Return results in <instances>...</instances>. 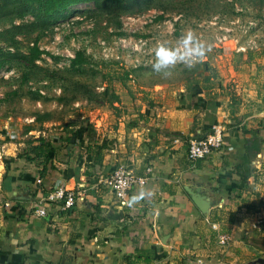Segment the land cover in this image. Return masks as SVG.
Here are the masks:
<instances>
[{
	"label": "crops",
	"instance_id": "obj_1",
	"mask_svg": "<svg viewBox=\"0 0 264 264\" xmlns=\"http://www.w3.org/2000/svg\"><path fill=\"white\" fill-rule=\"evenodd\" d=\"M223 51L230 56L190 66L200 69L184 76L153 69L119 82L125 85L115 91L119 112L95 106L68 124L72 134L65 136L63 127L56 138L48 133L54 152L42 174L41 157L28 161L6 150L13 167L0 191V264H63L64 257L69 264H123L126 255L137 254L136 264H146L142 251L155 253L148 264H234L239 250L231 245L257 227L247 186L252 165L264 170V153L257 159L264 150V62L256 51L249 50L247 61L243 51ZM217 122L225 125L222 148L190 162L188 142L205 137ZM119 166L136 174L152 170L125 202L116 201L105 184ZM196 182L218 200L208 215L184 189ZM61 183L83 190L70 210L51 203L45 216H36L38 201L8 196L28 187L40 197L41 188ZM225 233L232 239L221 250L218 236Z\"/></svg>",
	"mask_w": 264,
	"mask_h": 264
},
{
	"label": "rangeland",
	"instance_id": "obj_2",
	"mask_svg": "<svg viewBox=\"0 0 264 264\" xmlns=\"http://www.w3.org/2000/svg\"><path fill=\"white\" fill-rule=\"evenodd\" d=\"M3 6L0 0V49L16 57L0 70V191L8 180L6 172L13 167L6 150L23 156L38 137L48 140L51 131L52 138L58 136L60 127L65 136L72 134L68 124L101 106L107 69L128 68L133 70L131 79L137 80L153 70L158 43L177 48L181 37L191 31L205 48L197 66L226 58L230 55L224 49L237 52L239 47L260 53L257 58L264 62V0H91L40 21L30 14H4ZM34 43L47 53L29 64L24 58ZM77 50L87 62L72 67L70 59ZM189 67L178 62L164 71L176 78L200 69ZM124 86L116 80L111 83L114 92L121 93ZM119 108L120 102L115 112ZM92 119L82 121L89 124ZM258 152L261 162L264 150ZM262 169L252 165V183L247 186L257 208L251 222L257 227L243 231L236 237L241 242L231 245L239 250L234 264L264 259Z\"/></svg>",
	"mask_w": 264,
	"mask_h": 264
},
{
	"label": "trees",
	"instance_id": "obj_3",
	"mask_svg": "<svg viewBox=\"0 0 264 264\" xmlns=\"http://www.w3.org/2000/svg\"><path fill=\"white\" fill-rule=\"evenodd\" d=\"M91 0H3L4 6L2 13H10L17 15L18 17H23L26 14H30L34 16L37 21L44 20L52 17L54 14L59 13V11L65 9L66 7L78 4L81 2H87ZM9 7V8H8ZM10 11V12H9ZM122 33H120L121 35ZM44 50L39 49V47L34 43L29 48V54L27 60L24 58L26 62L29 64L34 63L42 54H46ZM251 52L249 50H244L241 52L242 58L247 61L250 60ZM15 54L10 50H1L0 49V70L8 63L12 62L15 59ZM87 62V58L84 56V53L80 50L74 52V56L70 59V66L76 67L78 65H82ZM34 65V64H33ZM133 70L122 69L121 71L116 68H108L107 75V83L102 92L103 102L100 105H108L111 108L115 109V104L120 102L118 95L111 88V83L113 80L118 82H123L132 78ZM53 153L54 149L51 146L50 142L45 140L43 137H38L36 143L31 145L30 148L27 149L25 154V159L28 161H32L35 158L41 157L42 160H38V164H42L43 168L39 171V174H42L46 169V164L50 160L51 156L49 153ZM29 153L34 155V157L30 156ZM21 157V155H18ZM241 180H246V175L243 174L241 176ZM139 252V251H138ZM144 256V262L148 264L151 260H154L156 257L153 251L150 252H141ZM139 255L133 256H125V263L123 264H136V259H138ZM133 257V258H132Z\"/></svg>",
	"mask_w": 264,
	"mask_h": 264
},
{
	"label": "built area",
	"instance_id": "obj_4",
	"mask_svg": "<svg viewBox=\"0 0 264 264\" xmlns=\"http://www.w3.org/2000/svg\"><path fill=\"white\" fill-rule=\"evenodd\" d=\"M178 47H181L179 45ZM244 51L245 47L237 48V51ZM203 56L195 57L191 61L192 65L203 61ZM225 125L217 122L212 125L211 132L201 139H192L188 142L186 156L190 162H195L198 159L210 155L214 151L222 148L224 140ZM152 174L150 167L145 168L142 174H136L127 169L125 166H119L112 171L106 178L105 184L113 194V197L118 202H125L129 198V193L135 187H144ZM40 180H37L39 183ZM41 196L38 201V206L34 209L36 216H45L46 207L48 204L57 203L61 204L64 210L74 208L76 203L84 195L82 189L67 188L64 184H58L50 189L40 190ZM229 234H220L218 236L219 245H227L231 241Z\"/></svg>",
	"mask_w": 264,
	"mask_h": 264
},
{
	"label": "clouds",
	"instance_id": "obj_5",
	"mask_svg": "<svg viewBox=\"0 0 264 264\" xmlns=\"http://www.w3.org/2000/svg\"><path fill=\"white\" fill-rule=\"evenodd\" d=\"M180 43L181 47L177 48L168 47L164 43L156 45V62L152 66L155 71L159 72L162 69H168L175 66L178 62L192 66L191 61L193 58L203 56L205 48L191 31L181 37Z\"/></svg>",
	"mask_w": 264,
	"mask_h": 264
},
{
	"label": "water",
	"instance_id": "obj_6",
	"mask_svg": "<svg viewBox=\"0 0 264 264\" xmlns=\"http://www.w3.org/2000/svg\"><path fill=\"white\" fill-rule=\"evenodd\" d=\"M184 189L188 192L191 200L203 215H208L210 208H212L218 203L216 197L205 192L202 189L201 184L198 182H196L195 185L193 186L185 185ZM8 196L11 199H22V200L34 199L36 201H39L40 199V197H34L30 195L28 187H18L11 194H8ZM165 237L166 236L162 238L163 243H165ZM62 261L63 264H69L68 258L64 257ZM263 263H264V259L260 257L250 262V264H263Z\"/></svg>",
	"mask_w": 264,
	"mask_h": 264
}]
</instances>
